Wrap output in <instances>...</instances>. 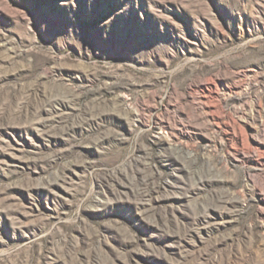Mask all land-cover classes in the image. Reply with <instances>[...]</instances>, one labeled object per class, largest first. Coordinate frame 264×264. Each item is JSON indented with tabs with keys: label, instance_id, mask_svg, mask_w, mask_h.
<instances>
[{
	"label": "rangeland",
	"instance_id": "1",
	"mask_svg": "<svg viewBox=\"0 0 264 264\" xmlns=\"http://www.w3.org/2000/svg\"><path fill=\"white\" fill-rule=\"evenodd\" d=\"M0 264H264V0H0Z\"/></svg>",
	"mask_w": 264,
	"mask_h": 264
}]
</instances>
